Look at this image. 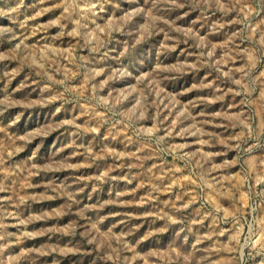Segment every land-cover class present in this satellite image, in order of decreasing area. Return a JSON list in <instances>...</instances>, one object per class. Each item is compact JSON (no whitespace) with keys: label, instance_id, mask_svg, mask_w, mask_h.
<instances>
[{"label":"rangeland","instance_id":"obj_1","mask_svg":"<svg viewBox=\"0 0 264 264\" xmlns=\"http://www.w3.org/2000/svg\"><path fill=\"white\" fill-rule=\"evenodd\" d=\"M0 264H264V0H0Z\"/></svg>","mask_w":264,"mask_h":264}]
</instances>
